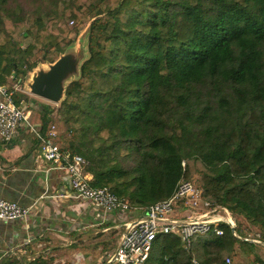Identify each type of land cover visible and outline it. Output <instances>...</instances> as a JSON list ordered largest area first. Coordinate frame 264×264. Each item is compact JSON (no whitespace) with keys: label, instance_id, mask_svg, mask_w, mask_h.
<instances>
[{"label":"trees","instance_id":"obj_1","mask_svg":"<svg viewBox=\"0 0 264 264\" xmlns=\"http://www.w3.org/2000/svg\"><path fill=\"white\" fill-rule=\"evenodd\" d=\"M105 1L73 11L76 22L92 21L80 80L61 103L71 130L63 149L86 159L93 186L141 209L200 172L202 196L250 221L264 241V0H114L103 10ZM38 20L27 19L22 37L33 43L25 48L0 30L1 85L35 67L28 61L35 44L67 46V27L50 31ZM30 102L45 128L51 108ZM220 227L222 235L195 237L189 252L175 234H159L144 264H212L217 256L209 252L234 243L253 249Z\"/></svg>","mask_w":264,"mask_h":264},{"label":"crops","instance_id":"obj_2","mask_svg":"<svg viewBox=\"0 0 264 264\" xmlns=\"http://www.w3.org/2000/svg\"><path fill=\"white\" fill-rule=\"evenodd\" d=\"M33 112L40 123L39 111ZM35 144L30 134L0 142V196L30 208L26 220H0V262L99 264L117 244L123 223L143 210L104 211L72 197L66 172L39 161Z\"/></svg>","mask_w":264,"mask_h":264},{"label":"built area","instance_id":"obj_3","mask_svg":"<svg viewBox=\"0 0 264 264\" xmlns=\"http://www.w3.org/2000/svg\"><path fill=\"white\" fill-rule=\"evenodd\" d=\"M23 92L19 83L4 86L0 84V142L10 143L28 134L35 138V151L39 161L50 163L56 169L66 172L71 195L92 204L104 211L128 212L143 210L139 217L123 223V231L117 244L109 251L99 264H144L148 258L154 239L159 234H175L181 241L182 247L189 252L195 237L214 233L222 235L220 224H227L232 235L235 224L229 210L223 206L212 207L210 201H204L205 210L200 215L180 217L177 214L179 202L189 199L195 192V187L189 180L180 179L173 193L162 200L156 201L145 209L131 207L124 199L112 193L107 186H93L92 177L85 171L87 161L79 154L63 149L57 140L55 125H46L34 119L31 102L23 98H16V94ZM182 165L184 163L182 162ZM199 196V193H197ZM222 209L226 216L217 213ZM30 208L10 201L0 196V220H26ZM258 236V235H257ZM244 240L262 243L259 237ZM192 262L196 264L195 259ZM223 264H233L230 257H226ZM252 264H264L256 262Z\"/></svg>","mask_w":264,"mask_h":264},{"label":"rangeland","instance_id":"obj_4","mask_svg":"<svg viewBox=\"0 0 264 264\" xmlns=\"http://www.w3.org/2000/svg\"><path fill=\"white\" fill-rule=\"evenodd\" d=\"M1 1L2 0H0V4L2 5ZM85 1L86 0H6L2 8H0V17L4 19V24L0 23V30L5 31L8 35L20 38L19 45L22 48H25L29 43H33L32 37H22L23 32L28 27L27 19L29 17L33 19L38 18V21L50 31H56L62 26L69 29V32L64 39L67 46L63 52H57L54 49L42 47L37 43L32 50V54L28 57L29 62L36 63L35 67L27 73L23 80H17L14 75L9 76L8 78V86H10V84L19 83L23 90V92L19 93L21 95H27V97H22L19 94L20 98H23L25 102L35 101L36 106L38 103L49 105L51 112L47 124L55 125L57 140L62 147L67 145V142L71 139V130L69 123L66 121V117L62 115L61 103L65 97V90L69 83L73 80H80L81 65L89 56L88 34L92 19L86 17L78 23L73 16V11L77 10L78 5L83 4ZM111 4H115V1L106 0L102 4V9L106 10ZM53 16L56 18L51 22L49 17ZM47 51L50 52V55L47 54ZM66 55L71 57L75 69L63 80V94L61 98L58 101H48L31 94L28 84L32 77L39 71H47L51 64H54L60 57ZM203 99L204 98L200 96L201 104ZM34 110L36 109L34 108ZM34 115L37 117L38 113L35 112ZM190 179L195 187V192L189 197V199L179 202L177 214L180 217L181 215H184L182 217H187L188 215H200V212L205 210L203 205L204 201H210L212 207L219 205L215 203L213 199L202 196V173L196 172ZM197 193H199V196ZM141 212L142 210H135L136 215L141 214ZM217 213L221 216H226V213L221 208L217 210ZM230 214L238 235L247 238L259 237V230L254 224L239 214H234L232 212H230ZM115 231L113 230L110 232L111 239ZM119 231L122 232L123 227ZM198 247H200V245ZM212 250L214 251L215 248L212 247L209 251ZM206 255H208L207 257L217 256L216 262H213L212 264H222V260L225 257H230L233 264H252L253 261H255V263L260 261L264 262V245L262 243H254L252 250H243L237 243H234L233 246L226 247L225 250L219 253L209 252ZM255 257H257L258 260H254Z\"/></svg>","mask_w":264,"mask_h":264},{"label":"water","instance_id":"obj_5","mask_svg":"<svg viewBox=\"0 0 264 264\" xmlns=\"http://www.w3.org/2000/svg\"><path fill=\"white\" fill-rule=\"evenodd\" d=\"M75 69L69 55L60 57L47 71H39L28 84L30 93L48 101H58L63 94V80Z\"/></svg>","mask_w":264,"mask_h":264}]
</instances>
